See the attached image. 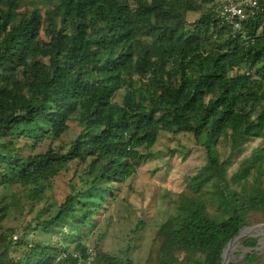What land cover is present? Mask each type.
Instances as JSON below:
<instances>
[{"label":"trees","instance_id":"trees-1","mask_svg":"<svg viewBox=\"0 0 264 264\" xmlns=\"http://www.w3.org/2000/svg\"><path fill=\"white\" fill-rule=\"evenodd\" d=\"M47 1L42 11L0 0V264H84L74 254L87 256L98 215L163 134L189 135L207 163L188 178L144 264H223L246 212L264 213L262 159L241 165L237 189L219 150L264 141V0L247 40L216 19L214 0ZM189 13L202 15L191 24ZM72 123L79 131L65 143ZM71 168L65 201L44 207L14 243L2 189L38 198ZM38 230L60 238L30 235ZM240 245L251 251L229 264H264L259 239ZM97 253L96 264H135Z\"/></svg>","mask_w":264,"mask_h":264},{"label":"rangeland","instance_id":"rangeland-1","mask_svg":"<svg viewBox=\"0 0 264 264\" xmlns=\"http://www.w3.org/2000/svg\"><path fill=\"white\" fill-rule=\"evenodd\" d=\"M21 3L24 8L35 6L42 11L49 6L47 0H21ZM201 15V13H189L188 22L191 24L196 22ZM124 95V90L118 92L116 101L122 103ZM78 131V127L72 123L71 134L64 142L69 143L70 138ZM219 150L221 160L230 161L228 179L237 189H240L239 183L243 179L239 176L236 178V175L243 163L252 167L254 161L262 159L264 169L263 140L250 142L235 153L228 142H222ZM206 163L205 150L189 135H161L152 150L150 160L139 168L133 178L117 186L116 199L110 201L98 215L97 228L86 237L89 247L106 254L128 257L135 264H144L158 228L176 212L179 195L186 190L188 178ZM74 170L71 168L58 177L42 194V199L40 196L34 198L29 189H23L18 185L8 190L2 189V195L10 205L5 227L16 234H23L21 229H26L28 225H32L35 229L38 213L50 204L61 205L69 195V182ZM251 170L252 174H256L254 169ZM261 179L264 181V174ZM249 180L252 183L254 178L250 177ZM242 184L244 181L241 182ZM246 214L248 227L243 231L253 230L243 232L241 237L259 239L256 250L260 255H264V213L248 211ZM30 235L47 243L60 238L50 232L42 233V230L31 232ZM240 240L230 247L227 253L231 259H241L251 251L241 246Z\"/></svg>","mask_w":264,"mask_h":264},{"label":"built area","instance_id":"built-area-1","mask_svg":"<svg viewBox=\"0 0 264 264\" xmlns=\"http://www.w3.org/2000/svg\"><path fill=\"white\" fill-rule=\"evenodd\" d=\"M212 12L217 20L230 28L234 35L247 40L249 38V22L260 12L258 0H214ZM21 234H13L11 240L16 243L21 239ZM34 247L33 243L27 246V252ZM97 249L89 247L87 256L83 259L80 254H74V258L80 259L84 264H96ZM62 256L60 259H64Z\"/></svg>","mask_w":264,"mask_h":264},{"label":"water","instance_id":"water-1","mask_svg":"<svg viewBox=\"0 0 264 264\" xmlns=\"http://www.w3.org/2000/svg\"><path fill=\"white\" fill-rule=\"evenodd\" d=\"M250 230H253V229H250ZM250 230H249V231H250ZM244 231H248V230H244ZM249 231H248V232H249ZM242 232H243V230H241L240 234H239L234 240H232V241L228 244V246H229L230 244H232V243H235V242L239 241L240 238H244V237H246V236L241 237V233H242ZM228 246H227V247H228ZM227 247H226V249L224 250V253H223V257H224L223 264H229V263L232 261L231 258H229L228 260L225 259V255H226V252H227Z\"/></svg>","mask_w":264,"mask_h":264},{"label":"bare ground","instance_id":"bare-ground-1","mask_svg":"<svg viewBox=\"0 0 264 264\" xmlns=\"http://www.w3.org/2000/svg\"><path fill=\"white\" fill-rule=\"evenodd\" d=\"M243 232H245V231H243ZM241 236H242V233H241ZM232 244H233V243H232ZM232 244H231V245H232ZM231 245H230V246H231ZM230 246L227 247V252H226V255H225V259H226V260H228V259L230 258V257L227 255V253H228L229 250H230Z\"/></svg>","mask_w":264,"mask_h":264}]
</instances>
